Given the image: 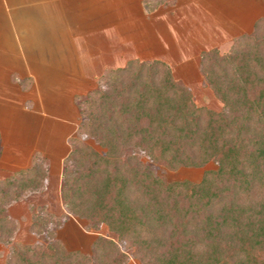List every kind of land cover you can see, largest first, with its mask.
I'll list each match as a JSON object with an SVG mask.
<instances>
[{
	"label": "trees",
	"instance_id": "1",
	"mask_svg": "<svg viewBox=\"0 0 264 264\" xmlns=\"http://www.w3.org/2000/svg\"><path fill=\"white\" fill-rule=\"evenodd\" d=\"M199 70L221 110L197 106L160 60H129L76 95L79 122L60 185L65 211L29 204V231L43 241L12 243L4 264H264V18L228 53L203 52ZM137 152L171 170L216 168L196 182L166 181ZM31 161L0 179V243L17 228L9 205L45 187L48 160L35 153ZM69 215L96 234L88 253L57 237Z\"/></svg>",
	"mask_w": 264,
	"mask_h": 264
},
{
	"label": "crops",
	"instance_id": "2",
	"mask_svg": "<svg viewBox=\"0 0 264 264\" xmlns=\"http://www.w3.org/2000/svg\"><path fill=\"white\" fill-rule=\"evenodd\" d=\"M144 3L145 0H0V42H9L8 51L22 63V75L33 77V89L39 94L33 103L43 107L45 114L41 117L56 113L65 119L64 107L62 113L51 107L60 105L59 101L65 105L53 89L70 90L64 92L65 97L76 108L75 96L84 93L80 90L95 87L94 82L109 69L123 67L132 59H158L167 63L174 74L166 48L175 41H186L197 56L219 41L249 32L261 17L260 0H171L153 12H145ZM68 151L61 155L57 170L59 196L63 158ZM50 176L48 164L41 193Z\"/></svg>",
	"mask_w": 264,
	"mask_h": 264
},
{
	"label": "rangeland",
	"instance_id": "3",
	"mask_svg": "<svg viewBox=\"0 0 264 264\" xmlns=\"http://www.w3.org/2000/svg\"><path fill=\"white\" fill-rule=\"evenodd\" d=\"M260 2V18H264V0H260ZM163 3L170 4L171 0H145V4L151 10L150 12L157 10L158 6ZM252 30L253 26L246 34L251 33ZM236 38L219 41L217 42L218 45L200 51L197 56L192 54L193 50L188 48L186 41H175V45L166 48V57L171 60L176 71L174 74L172 72L173 77L185 85V82L189 84L190 87L187 86L188 84L186 86L191 91L193 101L197 106H204L215 111L222 109V102L214 96L211 88L205 83L199 70V64L203 52L210 49H217L221 54L231 51ZM169 39L168 41H170ZM178 43L181 44L179 45L180 47L177 45ZM0 45V179L28 167L32 163V156L35 153L47 156L49 158L48 164L51 167V176L44 192L27 193L21 200L10 204L8 207L9 214L17 221V228L9 244L0 243V264H4L6 254L12 243L30 244L43 241L29 231V204L45 205L56 215H59L60 211L64 210L58 191L60 178L57 170L61 167V155L69 149L67 138L75 134L79 115L76 122L77 107L75 108L71 100H67L64 93L70 90L53 89L54 93L59 96L58 99L62 100L65 105H62L59 101L57 103L60 105L56 104L51 107L59 113H62V108L64 107L65 119L57 117L56 113L53 114L54 116L49 113L45 118L41 117L42 113L45 114L43 107L33 103L34 99L37 98L36 95L39 96L38 91L33 89L34 87L32 86L33 77L22 75V63L18 57L13 55L11 50L8 51L9 42H0ZM151 60L158 59L140 61ZM93 86H97V81L94 82ZM92 89L80 90L84 93L79 94V96ZM54 99L56 100V98ZM83 141L98 152L103 153L104 149L91 138L84 137ZM137 153L141 161L149 164L166 181L188 179L196 182L200 180L205 170L216 168V163L210 161L203 167H179L171 170L164 164L151 162L143 152ZM56 235L67 249L79 250L85 253L90 251V244L96 237L95 233L85 229L84 220L73 215H69L68 219L57 230ZM124 264L140 263L130 257Z\"/></svg>",
	"mask_w": 264,
	"mask_h": 264
}]
</instances>
